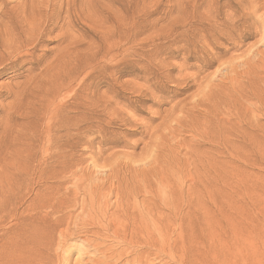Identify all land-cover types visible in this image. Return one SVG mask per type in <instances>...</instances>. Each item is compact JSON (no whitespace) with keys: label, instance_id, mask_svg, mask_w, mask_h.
Returning <instances> with one entry per match:
<instances>
[{"label":"rangeland","instance_id":"1","mask_svg":"<svg viewBox=\"0 0 264 264\" xmlns=\"http://www.w3.org/2000/svg\"><path fill=\"white\" fill-rule=\"evenodd\" d=\"M86 1L0 0V264H138L144 214L149 264H264V5Z\"/></svg>","mask_w":264,"mask_h":264},{"label":"bare ground","instance_id":"2","mask_svg":"<svg viewBox=\"0 0 264 264\" xmlns=\"http://www.w3.org/2000/svg\"><path fill=\"white\" fill-rule=\"evenodd\" d=\"M83 1H86V0H83ZM228 1V0H227ZM230 1V0H229ZM234 1V0H233ZM238 1H240V0H238ZM238 1H237V3H238ZM245 1H247V0H245ZM250 1V0H249ZM254 2H255V0H253ZM253 1H252V4H253ZM264 1V0H263ZM89 2H91V1H89ZM231 2V1H230ZM258 2V1H257ZM260 2H261V6H263L264 5V2H262L261 0H260ZM86 3L88 4V2L86 1ZM228 3V2H227ZM250 3V2H249ZM225 4V3H224ZM244 4V3H243ZM248 4V3H247ZM252 4H249L250 6L252 5ZM258 5H259V2L257 3ZM83 5V4H82ZM227 5H229V4H227ZM255 5H256V2H255ZM255 5H254V7H255ZM230 7H231V5H229ZM88 7V6H87ZM244 7V5L242 6V8ZM245 7H248V6H246L245 5ZM252 7V6H251ZM254 7H252V8H254ZM255 8H258L257 7V5H256V7ZM254 8V9H255ZM247 9V8H246ZM245 9V10H246ZM264 9V8H263ZM245 10H243V11H245ZM249 10H251V9H249ZM247 11V10H246ZM261 11H263V10H261ZM239 12V11H238ZM248 12V11H247ZM253 12H255V11H253ZM253 12H252V14H253ZM260 12V11H259ZM237 13V12H236ZM235 13V14H236ZM243 13V12H242ZM260 14H262V12L260 13ZM233 15V14H232ZM240 15H242V14H240ZM245 15V14H244ZM244 15H242V16H244ZM255 15V14H254ZM256 15H257V12H256ZM263 15V14H262ZM235 16V15H234ZM261 16V15H260ZM232 17V16H231ZM245 17V16H244ZM46 18V17H45ZM246 18V17H245ZM252 18V17H251ZM262 18V17H261ZM260 18V19H261ZM234 19H235V17H234ZM262 20V19H261ZM213 21V20H212ZM252 21V20H251ZM211 22V21H210ZM232 22H233V18H232ZM253 22V21H252ZM262 22V21H261ZM40 23V22H39ZM254 23H256L255 22V20H254ZM213 24V23H212ZM224 24V23H223ZM261 24V23H260ZM38 24H36V26H37ZM209 25V24H208ZM215 25V24H214ZM218 25V24H217ZM235 25V24H234ZM263 25V24H262ZM261 25V26H262ZM129 26V25H128ZM256 26H258V24L256 25ZM264 26V25H263ZM40 27V26H39ZM39 27H38V31H40L39 30ZM123 27H124V25H123ZM196 27H198L197 25H196ZM209 27H211V25H209ZM216 27V26H215ZM221 27V26H220ZM225 27V26H224ZM232 27H233V25H232ZM30 29H31V27H29ZM36 28V27H35ZM218 28V27H217ZM257 28V27H256ZM264 28V27H263ZM262 28V29H263ZM28 29V28H27ZM29 29V30H30ZM200 29V28H199ZM209 29V28H208ZM222 29H223V27H222ZM226 29H229V31H230V28H225V30ZM255 29V28H254ZM257 29H259V28H257ZM29 30H27V33H28V31ZM37 30V29H36ZM221 30V29H220ZM23 31H26V30H23ZM31 31L32 30H30V33H31ZM34 31H35V29H34ZM122 31V30H121ZM196 31H198V30H196ZM208 31V30H207ZM256 31V30H255ZM259 30H257V32H258ZM264 31V30H263ZM43 32V30L41 31V33ZM224 32V31H223ZM223 32H222V36H223ZM240 32V31H239ZM24 33V32H23ZM27 33H24V35H26ZM30 33H28L29 34V36H28V38L30 39V37L31 38H33L34 39V37L33 36H30ZM219 33V32H218ZM221 33V32H220ZM219 33V34H220ZM225 33V32H224ZM227 33H228V31H227ZM260 33V32H259ZM35 35V32H33V33H31V35ZM226 34V33H225ZM216 35V34H215ZM258 35H260V34H258ZM27 36H26V38H27ZM36 36V35H35ZM214 36V35H213ZM22 37V36H21ZM215 37V36H214ZM262 37H263V33H262ZM261 37V38H262ZM22 39V38H21ZM33 39L32 40H29V41H31V42H29L28 40V42H29V44H32L33 43ZM17 40H18V38H17ZM26 40V39H25ZM38 39L36 38V40L35 41H37ZM22 41V40H21ZM24 42L23 41V43H25V44H23L22 43V45L24 46V45H26V43H28V42ZM259 41H260V39H259ZM18 43V42H17ZM16 43V44H17ZM18 44H21V43H18ZM36 44V43H35ZM32 45H34V44H32ZM222 73H223V71H222ZM241 98V97H240ZM243 98V97H242ZM236 102H238L237 100H236ZM264 102V101H263ZM49 139V138H48ZM50 143V142H49ZM45 145V144H44ZM49 145V144H48ZM44 172V171H43ZM20 182H21V180H20ZM7 185H9V184H7ZM4 186V185H3ZM19 187H20V185H18L17 186V188L19 189ZM91 187V186H90ZM90 187H89V189H90ZM7 190H9L11 193H12V195H14L15 193H16V191L12 188V187H10V186H8V188H7ZM90 191V190H89ZM36 192H38V191H36ZM88 193V192H87ZM153 193V192H152ZM92 194V193H91ZM146 194V193H145ZM150 194V193H149ZM95 195V194H94ZM120 195V194H119ZM128 195V194H127ZM160 195V194H159ZM16 196V195H15ZM85 196V195H84ZM91 196H93V195H91ZM117 196H118V194H117ZM149 196V195H148ZM137 197V196H136ZM154 197V196H153ZM91 198V197H90ZM103 198V197H102ZM123 198V197H122ZM132 198V197H131ZM146 198V197H145ZM149 198V197H148ZM159 198H161V197H159ZM41 200H42V204L39 206V207H41V210H43V208L44 209H46L47 210V208H48V206H50V203H49V195H46V194H43L42 195V197L40 198ZM116 199V201H117V198H115ZM147 199V198H146ZM150 199V198H149ZM154 199V198H153ZM71 200H73V198L71 199ZM119 200H121V198L119 199ZM157 200V199H156ZM102 201V200H101ZM103 201H105V200H103ZM130 200H128V202H129ZM141 201H143V200H141ZM141 201H140V203H141ZM146 201V200H145ZM174 201V200H173ZM86 202V201H85ZM126 202V201H125ZM128 202H126V203H128ZM139 202V201H138ZM147 202V201H146ZM170 202V201H169ZM175 202V201H174ZM189 202V201H188ZM102 203V202H101ZM149 203V202H148ZM147 203V204H148ZM171 203V202H170ZM190 203V202H189ZM188 203V204H189ZM74 204V203H73ZM118 204V203H117ZM131 204H133V203H131ZM173 204V203H172ZM188 204H186V205H188ZM77 205V204H76ZM102 205H103V203H102ZM115 206H116V202H115V204H114ZM146 205V204H145ZM149 205V204H148ZM165 205V204H164ZM175 205H176V203H175ZM174 205V206H175ZM191 205V204H190ZM194 205V204H193ZM127 206V205H126ZM179 206V205H178ZM180 206H182V205H180ZM160 207H162V206H160ZM165 207V206H164ZM169 207V206H168ZM187 207V206H186ZM189 207V206H188ZM194 207H196L195 205H194ZM193 207V208H194ZM69 208H70V206H69ZM75 208V207H74ZM84 208V207H83ZM88 208V207H87ZM92 208V207H91ZM113 207H111V209H112ZM151 208V207H150ZM157 208V207H156ZM32 209V208H31ZM39 209V208H38ZM71 209V208H70ZM89 209V208H88ZM94 209V208H93ZM103 209V208H102ZM148 209V208H147ZM157 209H159V208H157ZM174 209V208H173ZM196 209H198V208H196ZM37 210V209H36ZM77 210V209H76ZM176 210H178V209H176ZM199 210V209H198ZM90 211V210H89ZM91 211H93V210H91ZM110 211V210H109ZM108 211V212H109ZM124 211V210H123ZM159 210H157V212H158ZM164 211V210H163ZM171 211H172V209H171ZM174 211V210H173ZM197 211V210H196ZM206 211H208L207 210V208H206ZM94 212V211H93ZM113 212V211H112ZM114 212H116V211H114ZM160 212V211H159ZM165 212V211H164ZM163 212V213H164ZM179 212V211H178ZM180 212H182V211H180ZM204 211H202V213H203ZM150 213H151V211H150ZM171 213V212H170ZM187 213V212H186ZM205 213V212H204ZM70 213H66V214H63V215H61L60 217H59V219L57 220V222H56V224L54 225V230H55V228H57L58 229V235H59V242L61 243V244H63V246L64 245H66V243H68V240H70L71 239V237L76 233V231L77 230H71V228H70V221H69V219H70V215H69ZM94 214V213H93ZM93 214H92V216H93ZM103 213H101V215H102ZM144 214V213H143ZM152 214V213H151ZM160 214V213H159ZM159 214H157V215H159ZM175 214H176V211H175ZM207 214V213H206ZM79 215V214H78ZM84 215H86V214H84ZM131 215V214H130ZM145 215V214H144ZM144 215H140V216H138V217H136V216H132L131 217V220L129 221H127L123 226L128 230V228H129V231H126V230H123V229H120L119 228V225L118 226H116L115 227V225H113V229H112V231H111V233L113 234V236H115V237H122L123 239H127V236L129 235V239H127V241L129 240L130 242H136V243H138V246H139V244H142V247H141V249H140V251H138L137 252V254L134 256V257H131V258H128V259H126V262L128 263V262H136V263H138V264H143V263H147V264H149V257L151 256V255H154L155 256V258L157 257V256H162L163 254H165L166 253V251H165V244H166V242H165V237H164V233H163V231H162V226L159 224V221H157L155 218L153 219H151V220H149L148 221V219L147 218H145L144 217ZM154 215V214H153ZM152 215V216H153ZM156 215V214H155ZM156 215V216H157ZM180 215V214H179ZM210 215V214H209ZM208 215V216H209ZM82 216H83V212H82ZM106 216V215H105ZM110 216V215H109ZM112 216V215H111ZM118 216V215H117ZM161 215H159V217H160ZM172 216V215H171ZM177 216H178V214H177ZM176 216V217H177ZM188 216V215H187ZM155 217V216H154ZM158 217V218H159ZM174 217H175V215H174ZM181 217V216H180ZM179 217V218H180ZM210 217V216H209ZM88 218V217H87ZM94 218V217H93ZM150 218V217H149ZM182 218V217H181ZM212 218V217H211ZM77 219V218H76ZM85 219V218H84ZM160 219V218H159ZM214 219V218H213ZM216 219H217V217H216ZM104 220V219H103ZM161 220V219H160ZM180 220V219H179ZM77 222H78V220H76ZM93 221V220H92ZM105 222H106V220H104ZM110 221H111V219H110ZM76 222V223H77ZM163 222V221H162ZM84 223V222H83ZM92 223H94V222H92ZM102 223V222H101ZM114 223V222H113ZM161 223V222H160ZM165 223V222H164ZM88 223H86V225H87ZM95 224V223H94ZM91 225V230L92 229H94L93 230V233H95V234H98V230L96 231L95 230V228H94V226L95 225ZM102 224H104V222L102 223ZM117 224V223H116ZM123 224V223H122ZM181 224V223H180ZM220 224V223H219ZM76 225V224H75ZM80 225V224H79ZM89 225V224H88ZM99 224H97V226H98ZM107 225H109V224H107ZM163 225V224H162ZM209 225V224H208ZM211 226V225H210ZM210 226H208V228H210ZM60 227H62L61 229H60ZM77 227V226H76ZM80 227V226H79ZM83 227V226H82ZM101 227V226H100ZM166 227H167V225H166ZM182 227V226H181ZM104 228V227H103ZM169 228V227H168ZM167 228V229H168ZM212 228V227H211ZM210 228V229H211ZM77 229V228H76ZM86 230L85 231H89L87 228H85ZM213 229H214V226H213ZM82 230V229H81ZM166 230V229H165ZM212 230V229H211ZM110 231V230H109ZM185 231V230H184ZM210 231V230H209ZM209 231H208V233H209ZM213 231V230H212ZM215 231V230H214ZM107 232V231H106ZM176 232V231H175ZM174 232V233H175ZM169 233V232H168ZM171 233V232H170ZM177 233V232H176ZM185 233V232H184ZM211 233V232H210ZM209 233V234H210ZM213 233V232H212ZM78 234V233H77ZM76 234V235H77ZM89 234V233H88ZM105 234V233H104ZM172 234V233H171ZM182 234V233H181ZM91 235V234H90ZM93 235V234H92ZM106 235H108V234H106ZM105 235V236H106ZM111 235V234H110ZM176 235V234H175ZM211 235V234H210ZM75 236V235H74ZM86 236V235H85ZM84 236V237H85ZM112 236V237H113ZM168 236V235H167ZM88 237V236H87ZM86 237V238H87ZM95 237V236H94ZM97 237V236H96ZM103 237V236H102ZM173 237V236H172ZM176 236H174V238H175ZM77 238V237H76ZM174 238H173V240H174ZM73 239V238H72ZM92 239H93V237H92ZM95 239V238H94ZM112 239V238H111ZM117 239V238H116ZM119 239V238H118ZM172 239V238H171ZM170 239V240H171ZM88 240V239H87ZM86 240V241H87ZM109 240V239H108ZM167 240V239H166ZM83 241H84V239H83ZM85 241V242H86ZM94 241V240H93ZM97 241H98V239H97ZM97 241H96V243H97ZM104 241V240H103ZM91 242V241H90ZM125 242V241H124ZM176 241H174V243H175ZM180 242H181V240H180ZM184 242V241H183ZM87 243V242H86ZM117 243H119V242H117ZM172 243V242H171ZM171 243H169V244H171ZM61 244H60V246H61ZM88 244H89V242H88ZM92 244V243H91ZM123 244V243H122ZM177 244H178V242H177ZM71 245V244H70ZM86 245V244H85ZM104 245H105V243H104ZM108 245V244H107ZM107 245L105 246V248H107ZM121 245V244H120ZM128 245V244H127ZM168 245V244H167ZM181 245V244H180ZM95 246H96V244H95ZM98 246V245H97ZM170 246L171 245H168L167 247H169L170 248ZM174 246V245H173ZM66 247V246H65ZM104 247V246H103ZM121 247V246H120ZM127 247V246H126ZM133 248H134V250H137L134 246H132ZM136 247H137V245H136ZM166 247V248H167ZM174 247H176V246H174ZM222 247H223V244H222ZM97 248V247H96ZM105 248H103L104 250H105ZM129 248V247H128ZM125 249V248H124ZM123 249V250H124ZM168 249V248H167ZM112 250V249H111ZM133 250V249H132ZM132 250H130V251H132ZM171 250H172V247H171ZM115 251V252H114ZM114 251H112V252H114V255H121L122 254V249L121 248H119V250H114ZM125 251V250H124ZM168 252L170 251L169 249L167 250ZM182 251V250H181ZM83 252V251H82ZM101 252V251H100ZM103 253H104V251H102ZM105 252H107V251H105ZM111 252V251H110ZM153 252V253H152ZM184 252H186V251H184ZM221 252V251H220ZM171 253V252H170ZM127 254V253H126ZM130 254H131V252H130ZM167 254H169V253H167ZM166 254V255H167ZM108 255V254H107ZM125 255V254H124ZM123 255V256H124ZM171 255V254H170ZM219 255V254H218ZM217 255V256H218ZM128 256V255H127ZM178 256V255H177ZM222 256V255H221ZM120 257V256H119ZM219 257V256H218ZM108 258V257H107ZM111 258H112V256H111ZM117 257H115V259H116ZM192 258V257H191ZM118 260H119V258H117ZM121 259V258H120ZM153 259V258H152ZM152 259H150V260H152ZM177 259V258H176ZM194 259V258H193ZM217 259V258H216ZM220 259H221V257H220ZM105 260H107L106 258H105ZM103 261V260H98V261H103V262H106V261ZM117 260V261H118ZM156 260V259H155ZM154 260V261H155ZM165 260V259H164ZM167 260V259H166ZM180 260H181V258H180ZM180 260H179V262H178V264L180 263ZM198 260V259H197ZM194 261V260H184L183 261V264H200L201 263V261ZM222 260V259H221ZM225 260H226V257H225ZM97 261V262H98ZM113 261V260H112ZM153 261V260H152ZM153 261V262H154ZM163 260L161 259V262H162ZM206 261V260H205ZM213 261H215V260H211V262H213ZM51 262V261H50ZM49 262V263H50ZM59 262V261H58ZM122 262H123V260H122ZM156 262V261H155ZM161 262H159V264L161 263ZM174 262V261H173ZM208 262V261H207ZM207 262H205V263H207ZM220 262V261H219ZM218 262V263H219ZM48 263V264H49ZM55 263V262H54ZM99 263V262H98ZM116 263V262H115ZM176 263V262H175ZM182 263V262H181ZM180 263V264H181ZM224 263V262H223ZM227 263V262H226ZM226 263H224V264H226ZM32 264H47L46 262H36V263H32ZM52 264V263H51ZM122 264V263H121ZM131 264V263H130ZM135 264V263H134ZM163 264V263H162ZM170 264V263H169ZM203 264V263H202ZM213 264V263H212ZM215 264V263H214Z\"/></svg>","mask_w":264,"mask_h":264}]
</instances>
